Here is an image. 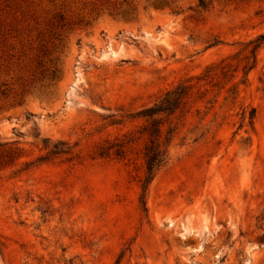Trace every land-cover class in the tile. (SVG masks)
I'll use <instances>...</instances> for the list:
<instances>
[{
    "label": "rangeland",
    "instance_id": "rangeland-1",
    "mask_svg": "<svg viewBox=\"0 0 264 264\" xmlns=\"http://www.w3.org/2000/svg\"><path fill=\"white\" fill-rule=\"evenodd\" d=\"M205 1L0 0V264H264V41L231 109L210 121L221 91L186 115L145 211L140 138L128 158L94 155L264 31V0ZM57 140L67 152L35 160Z\"/></svg>",
    "mask_w": 264,
    "mask_h": 264
},
{
    "label": "trees",
    "instance_id": "trees-1",
    "mask_svg": "<svg viewBox=\"0 0 264 264\" xmlns=\"http://www.w3.org/2000/svg\"><path fill=\"white\" fill-rule=\"evenodd\" d=\"M206 4L205 0H197L200 7H205ZM217 41L215 39L210 44ZM263 41L264 31L242 40L238 49L206 64L200 72L178 79L160 92L151 103L142 105L136 111L142 119L136 128L112 138L106 137L96 145L94 152L96 156L128 158L134 144L140 138L141 144L135 152L139 154L141 166V174L137 179L139 186L137 200L143 211L146 210L147 187L156 172L167 162L170 140L186 115L192 110L198 113L200 111L198 104L202 103L203 117L213 107L221 91H223L221 100L217 110L212 112L210 121L216 119L218 111L231 109L237 100L238 84L245 82L248 70L255 65L257 48ZM238 71L240 76L232 80ZM237 106L234 111L235 128L252 129L254 107L241 104ZM67 151L68 145L65 141L57 140L35 160H47L57 153ZM260 239L264 241V231Z\"/></svg>",
    "mask_w": 264,
    "mask_h": 264
}]
</instances>
